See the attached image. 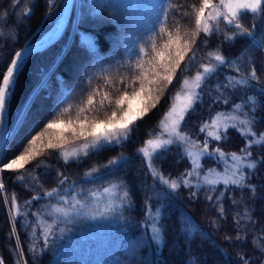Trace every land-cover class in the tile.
Here are the masks:
<instances>
[{"label":"snow or ice","instance_id":"1","mask_svg":"<svg viewBox=\"0 0 264 264\" xmlns=\"http://www.w3.org/2000/svg\"><path fill=\"white\" fill-rule=\"evenodd\" d=\"M174 7V0H164V19L157 21L159 32L155 28L151 30L147 40L142 41L136 59L116 66L119 79L112 77L110 72L105 74L104 84L91 90L84 101L87 107L78 108L75 120H63L60 117L71 111L72 104L69 100L74 99L76 93L71 97L58 98L54 104V109L58 110L55 112V118L43 123L39 130L30 129L28 138L22 142L17 154L12 158H8L7 153L11 151L10 145L14 142L15 130L8 131L5 113L9 97L13 95L18 83V74L34 49L26 47L23 51H16L11 57V63L3 65L6 71L0 68V177L5 171L18 172L20 174L16 176V181L24 182L28 176L31 181L30 190L36 193L23 205L18 203L17 196L13 193L9 206L12 236L16 235L15 224L18 216L23 215L26 218L22 223L27 226L28 209L33 206V201H45L40 210L31 213L35 220L29 234L30 238L35 237L37 228L40 229V237L44 242V249L41 251L50 247V241L55 243L57 229L63 234L65 229L60 227L61 224H76L82 218H106L122 206L131 210L132 206L126 204L129 196L127 189L121 195L118 191L119 185L109 182L108 186L102 188L98 186L90 190L80 189L78 194L75 183L69 188L64 187L69 178L59 169L55 177H51L56 187L45 189L41 177L51 176L48 171L51 165L40 160V157L55 155L56 159L69 166L93 155H99L102 151L123 147L139 127L138 122L143 121L144 117L157 107L174 80H179L180 90L171 98L172 103L158 121L156 130L150 132L149 138L136 150V155L142 158L146 168L145 176H150L153 181L148 186V191L154 194L157 201L155 206L151 202L152 197L145 201V219L140 224L141 236L147 235L150 241L157 245L165 241L163 222L170 218L165 209L171 205L174 197H179L181 189L187 190L188 198L192 201L199 197L200 192L206 193L204 199L216 210L219 218H226L224 199L228 192L247 189L253 194L256 193L257 187L251 180L257 174L258 167L264 164V160L253 159L252 149L254 146L264 148V132L257 133L254 129L260 119L256 112L264 107V84L261 83L253 56L256 52H264V31L259 33V38L256 32L258 23L264 28V0H199L198 4H191L186 8L180 5L179 7L184 9L182 17H193V27H183V30L179 22L173 29L167 27L169 10ZM245 16L251 17V27H245L241 23ZM221 24L224 28H221ZM59 31L60 25L49 39H55ZM218 35H223L221 43L234 45L238 39L247 40L248 43L241 55L235 59L223 55L219 45L201 56V51L209 47L211 37ZM92 46L89 41L88 47ZM201 60L203 62L199 63L194 74L185 75ZM124 73L128 75L125 76ZM109 88L114 91H107ZM249 92L254 94L248 95ZM236 93H240L241 98L232 103L231 98ZM205 95L211 99L212 104L226 106L231 103V108L227 111H216L199 124L196 135L203 134L204 137L200 140L186 130V118L190 113H195L197 104L203 107ZM97 97L100 101L98 107L95 103ZM135 100H139L138 107L133 105ZM66 103L68 106L64 107ZM30 108L31 105L24 106L17 118V128L25 124V116ZM101 109L106 112L110 110V114L103 119L91 116L93 110L99 112ZM57 129L60 130L56 131ZM231 129L237 131L245 141L239 153L226 152L220 146L228 141ZM33 131L35 134H31ZM67 133L71 134L70 138ZM212 142L217 146L210 147ZM173 149L178 150L180 159L187 160L189 164L178 177L164 175L154 163ZM37 160L40 162L36 168H43L45 171L27 173L26 165ZM204 160L212 161V166L205 169ZM129 162V158L120 156L102 166H93L85 173L86 177L91 178L87 182L103 183L106 177L114 175ZM145 184L147 185L146 180ZM24 186L29 188L28 183ZM4 192L5 184L0 178V194ZM105 197L109 198L108 204L103 203ZM112 197L119 199L120 205L114 204ZM230 199L234 205L240 203L234 198ZM4 202L6 206L9 205L7 197ZM91 204L96 207H90ZM232 219L236 235L232 237L226 234L224 239L230 244L233 240L242 244L246 242L248 235L247 226H255L257 220L253 218L252 211L247 206L243 212L237 211ZM213 226H218L216 220H213ZM196 231L190 222L181 226V235L185 236L188 245L191 244ZM252 239L254 247L259 246V251L264 253V245L260 244V241H264V230L258 234L252 233ZM146 243L147 241H144V244ZM140 246L142 245L138 239L135 247ZM17 248L19 249L18 237ZM30 250L37 251L35 243L31 245ZM20 256L22 258V252ZM236 256L239 264H252L251 257H246L240 252H237ZM0 264H4L2 259ZM187 264H195V258H191Z\"/></svg>","mask_w":264,"mask_h":264},{"label":"trees","instance_id":"2","mask_svg":"<svg viewBox=\"0 0 264 264\" xmlns=\"http://www.w3.org/2000/svg\"><path fill=\"white\" fill-rule=\"evenodd\" d=\"M60 0H0V68L7 64L12 55L21 47L35 41L39 35L47 29L55 17V11ZM164 0H74L68 22L59 39L50 47L32 53L25 61L24 67L18 74V83L13 95L9 97L7 107L8 131L13 132L14 142L11 143V151L8 158L17 154L20 145L28 138L29 130H39L43 123L55 118V101L60 97H71L72 109L66 113L63 120L77 118L78 108L87 107L84 103L92 89L104 84V75L111 73L112 77L119 79L117 65H125L130 59H136V53L142 41H146L153 28L159 32L158 20L164 19L162 6ZM175 7L169 10L167 21L168 29H173L177 22L183 27H193V17H182L184 5L186 8L191 4H198L199 0H174ZM190 11V9H188ZM5 12L7 16H5ZM252 19L245 16L241 23L245 27H251ZM221 28L224 25L221 24ZM264 28L257 24L258 34ZM92 47H88V42ZM223 35L213 36L209 41V47L204 52L216 49L217 45L223 55L235 59L241 55L242 50L248 43L247 40L238 39L234 45L221 43ZM150 51V49H149ZM59 57V59H58ZM261 83L264 84V52H256L253 56ZM186 72L192 75L199 67V63ZM225 71H228L225 69ZM125 76L128 73H124ZM0 76V80H1ZM183 77H180L182 79ZM222 79V77H221ZM179 80H174L168 87L164 97L155 109L138 122L139 127L132 134L131 140L123 147L102 151L99 155L72 163L65 166L62 160L53 156H41L51 165L48 171L49 178L41 177L45 189L56 187V171L59 169L68 176L69 188L75 183L76 191L80 189L90 190L96 187H106L109 182L119 185L118 191L122 195L127 189L129 196L127 207H118L114 213L106 218L88 219L82 218L76 224H61L65 231L60 233L56 230L55 243L50 241V247L44 249L43 239L40 237V229L37 228L36 236L30 238L35 217L32 212L41 209L45 201L35 202L28 209L27 226H24L26 218L18 216L15 229L16 235L12 236V224L9 222V206L13 193L16 194L18 203L23 205L29 201L34 193L30 190L31 181L28 176L24 182L16 181L20 173L5 171L2 180L5 184V192L0 194V259L4 264H187L191 258H195V264H239L237 252L252 258V264H264V253L259 251V246L254 247L252 233H260L264 230V164L258 167L257 174L252 177L251 183L256 185L257 191L253 194L250 190L235 189L228 192L224 199L226 218H219L218 213L204 197L206 193L200 192L199 197L192 201L188 198V192L181 189L178 198H173L171 205L165 209L170 218L163 223L165 225V241L160 245L152 243L147 235L141 236V222L145 219V201L152 197L153 206L157 201L154 194L148 191L153 181L150 176L146 177V168L142 158L136 155V150L149 138V133L156 130V126L164 112L172 102V97L179 90ZM113 92L114 89H106ZM131 90V85L129 86ZM83 93V95H81ZM207 93V89H205ZM103 93L101 92V95ZM249 92L248 95H253ZM240 93L232 96V103L239 101ZM264 99V98H262ZM96 107L99 106V97L95 99ZM31 105L30 111L25 116V124L17 128V118L24 110V106ZM211 104V109L209 105ZM66 103L64 107H67ZM228 105L212 104L211 99L205 95L203 107L196 105L195 113H190L186 118V130L194 138L203 140V134L197 136L199 124L208 119L210 114L216 111H227ZM62 110V109H60ZM110 114L101 109L93 110L91 116L100 119ZM259 122L254 125L257 133L264 132V107L257 110ZM57 129L56 131H59ZM31 134H35L33 131ZM70 138V133H67ZM229 139L220 146L226 152H238L244 146V139L234 129L229 130ZM212 142L210 147H216ZM253 159L264 160V148L254 146L252 149ZM124 156L129 158V163L119 168L114 175L106 177L102 183L96 181L89 183L91 178L86 177L93 166H102L109 160ZM6 162V161H5ZM40 161H34L26 165L27 173L36 174L45 171L36 168ZM155 166L164 175L178 177L189 166L187 160L180 159L178 150L166 152L162 157L155 160ZM204 167L212 165L210 160L203 161ZM147 181V185L145 184ZM29 184V188L24 186ZM159 187V185H157ZM5 197L9 205H5ZM239 201L238 205L231 203V199ZM120 205V200L114 197ZM247 206L257 220L255 226H247L246 242L240 243L235 240L232 244L224 239L225 235L235 237L236 230L233 224V215L237 211L243 212ZM24 211V209H21ZM213 220L218 226H213ZM50 222V221H49ZM195 226L197 231L188 245L185 236L181 235V226L187 223ZM243 223V221H242ZM243 232V230H242ZM17 237L19 249L17 248ZM140 247H135L137 240ZM144 241H147L144 244ZM35 243L37 251L30 250ZM264 245V241H260ZM20 252L23 253L21 258Z\"/></svg>","mask_w":264,"mask_h":264},{"label":"water","instance_id":"3","mask_svg":"<svg viewBox=\"0 0 264 264\" xmlns=\"http://www.w3.org/2000/svg\"><path fill=\"white\" fill-rule=\"evenodd\" d=\"M73 4H74V0H63L61 11H60V14H59V16L57 18V21H56L57 22V26L60 25V31L56 35L55 39L46 41V43L43 42V43L34 44V42H33V43H30V44H28L26 46L21 47L17 51H23L26 47H28V48L34 49V51L32 52V53H34V52L41 51V50H43L45 48H48L51 45H53L59 39L60 35L62 34V32H63V30H64V28H65V26H66V24L68 22V19L70 17ZM14 55H15V53L12 56H14ZM9 63H11V58L9 59L7 64H9ZM4 71H6V68L4 69ZM1 80H2V77H1ZM5 117L7 119V111L5 113Z\"/></svg>","mask_w":264,"mask_h":264},{"label":"rangeland","instance_id":"4","mask_svg":"<svg viewBox=\"0 0 264 264\" xmlns=\"http://www.w3.org/2000/svg\"><path fill=\"white\" fill-rule=\"evenodd\" d=\"M62 4H63V0H60V1H59V5H58V7H57V10L55 11V13H56L57 16L55 17V19L53 20V22L51 23V25H50L47 29H45V30L39 35V37H38L35 41H37L40 37L44 36V35H45V34L51 29V27L54 26V24H55L56 21H57V18H58V16H59V14H60ZM35 41H33V42H35ZM33 42H32V43H33ZM179 90H180V88H179ZM179 90H178V91H179ZM178 91H177V92H178ZM175 94H176V93H175ZM175 94H174V95H175ZM171 103H172V102H171ZM133 105H134V107H138V106H139V100H135V101H133ZM61 127H63V126H61ZM211 166H212V165L205 166V169H207L208 167H211ZM111 199H112V201H113L114 204L119 205V203H117L116 200H114V197H112ZM103 203H104V204H108V203H109V198H108V197H105L104 200H103ZM90 207L94 208V207H96V205H95V204H91Z\"/></svg>","mask_w":264,"mask_h":264},{"label":"bare ground","instance_id":"5","mask_svg":"<svg viewBox=\"0 0 264 264\" xmlns=\"http://www.w3.org/2000/svg\"><path fill=\"white\" fill-rule=\"evenodd\" d=\"M56 28H57V22L54 24V26L51 27V29L44 36L40 37L36 42H34V44L49 41L50 40L49 37L56 30Z\"/></svg>","mask_w":264,"mask_h":264}]
</instances>
